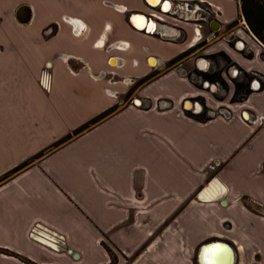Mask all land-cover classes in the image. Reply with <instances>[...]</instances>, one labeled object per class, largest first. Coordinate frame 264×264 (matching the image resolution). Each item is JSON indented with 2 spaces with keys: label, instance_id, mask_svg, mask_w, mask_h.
<instances>
[{
  "label": "crops",
  "instance_id": "crops-1",
  "mask_svg": "<svg viewBox=\"0 0 264 264\" xmlns=\"http://www.w3.org/2000/svg\"><path fill=\"white\" fill-rule=\"evenodd\" d=\"M209 1L228 34L239 0ZM145 8L0 0V264H199L215 240L233 264H264V212L247 203L264 207V43L237 29L244 51L223 39L199 48L225 54L211 91L173 69L187 42L129 23Z\"/></svg>",
  "mask_w": 264,
  "mask_h": 264
},
{
  "label": "flooded vegetation",
  "instance_id": "flooded-vegetation-1",
  "mask_svg": "<svg viewBox=\"0 0 264 264\" xmlns=\"http://www.w3.org/2000/svg\"><path fill=\"white\" fill-rule=\"evenodd\" d=\"M152 1L153 0H144L145 9L129 12V23L137 30L156 35L163 40L187 42L188 46L186 50L173 58L171 62L173 64V69L186 77L190 82L199 84L202 88H207L216 92L220 87H223L218 79L211 81L207 76L208 74L214 75V73L218 71L217 66L214 68L215 64L219 59L224 58L221 55L225 54H216L218 57L213 59L214 56L199 53L198 49L206 46L210 41L223 39L230 42L235 49L244 51L246 43L243 38L238 36L236 32L237 29L244 31L248 36H252L256 39L255 37L257 36L252 32L245 20L241 5L239 6L240 11L232 22L233 25L231 28L233 29L231 32L224 35L222 33L223 23L217 18V12H219V10H217L209 0H159L157 5ZM167 4H170L168 10L165 8ZM148 9L151 11H148ZM168 18L174 21L169 22ZM214 21L217 22V27L215 29L212 27ZM150 57L153 56L147 58L148 62L150 61L149 64H156V59L153 57L154 60H149ZM185 57L192 60L193 66L191 69L182 66V63L178 60ZM111 62L117 63V60H111ZM232 67V65L229 66V69ZM236 70L238 71V69ZM239 96L242 97V94H239ZM185 101L183 106L185 105ZM194 101L197 100H191L192 103ZM188 109H193V107ZM201 110L202 108L199 111L194 110V112L198 113Z\"/></svg>",
  "mask_w": 264,
  "mask_h": 264
},
{
  "label": "water",
  "instance_id": "water-1",
  "mask_svg": "<svg viewBox=\"0 0 264 264\" xmlns=\"http://www.w3.org/2000/svg\"><path fill=\"white\" fill-rule=\"evenodd\" d=\"M25 7H22L21 9H23ZM27 8V7H26ZM27 13L24 14L22 12V14H17V17L19 19V21L21 22H26L29 20L30 17V12L29 9L27 8ZM212 27L213 29H215L217 27V22L214 21L212 23ZM111 59L116 60L114 57H112ZM149 60H154L153 57H150ZM150 62V61H149ZM49 64V62H48ZM103 75V74H102ZM135 104H140L141 100L138 98H133L132 100ZM185 108H191L193 107L194 110L199 111L201 109V105L198 101H194L193 103L191 102V100H186L185 101ZM222 203H225V199L221 200ZM250 206H252L253 208L259 210V211H263L264 212V207L253 202V201H248L247 202ZM214 246H218L221 250H223V254H224V261L223 264H233L234 263V249L233 247L226 241H222V240H215V241H211L208 243H205L203 245H201L200 249H199V253H198V262L199 264H212L210 262H208L205 257H206V251L209 250L210 248H213ZM69 252H71V249H69ZM74 256H77L78 254L76 252L73 253Z\"/></svg>",
  "mask_w": 264,
  "mask_h": 264
},
{
  "label": "trees",
  "instance_id": "trees-1",
  "mask_svg": "<svg viewBox=\"0 0 264 264\" xmlns=\"http://www.w3.org/2000/svg\"><path fill=\"white\" fill-rule=\"evenodd\" d=\"M240 5L250 29L264 43V0H240Z\"/></svg>",
  "mask_w": 264,
  "mask_h": 264
},
{
  "label": "built area",
  "instance_id": "built-area-1",
  "mask_svg": "<svg viewBox=\"0 0 264 264\" xmlns=\"http://www.w3.org/2000/svg\"><path fill=\"white\" fill-rule=\"evenodd\" d=\"M39 84H40L44 89L49 90V88H50V79H49V75H48V73L44 72V73L40 76V78H39ZM30 234H31L32 237H34V235H35V236L39 235V233H38L37 231H35L34 229L31 230Z\"/></svg>",
  "mask_w": 264,
  "mask_h": 264
},
{
  "label": "bare ground",
  "instance_id": "bare-ground-1",
  "mask_svg": "<svg viewBox=\"0 0 264 264\" xmlns=\"http://www.w3.org/2000/svg\"><path fill=\"white\" fill-rule=\"evenodd\" d=\"M155 5H157L158 4V2H159V0H153L152 1ZM170 8V4H168L167 5V7H166V9L168 10ZM215 183L216 182H212L209 186H207L206 188H205V190L203 191V194L204 193H206V192H209L214 186H215ZM216 249H214V251H215ZM219 258V257H218Z\"/></svg>",
  "mask_w": 264,
  "mask_h": 264
},
{
  "label": "rangeland",
  "instance_id": "rangeland-1",
  "mask_svg": "<svg viewBox=\"0 0 264 264\" xmlns=\"http://www.w3.org/2000/svg\"><path fill=\"white\" fill-rule=\"evenodd\" d=\"M224 4L225 5H227L228 4V6H230L231 5V3H228L227 1H224ZM261 41V40H260ZM109 91H111L110 89H109Z\"/></svg>",
  "mask_w": 264,
  "mask_h": 264
}]
</instances>
